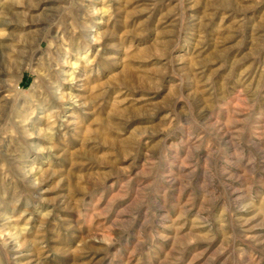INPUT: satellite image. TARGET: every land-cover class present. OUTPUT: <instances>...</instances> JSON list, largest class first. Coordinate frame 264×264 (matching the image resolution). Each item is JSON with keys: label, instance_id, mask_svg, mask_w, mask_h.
<instances>
[{"label": "rangeland", "instance_id": "374dc122", "mask_svg": "<svg viewBox=\"0 0 264 264\" xmlns=\"http://www.w3.org/2000/svg\"><path fill=\"white\" fill-rule=\"evenodd\" d=\"M0 264H264V0H0Z\"/></svg>", "mask_w": 264, "mask_h": 264}]
</instances>
